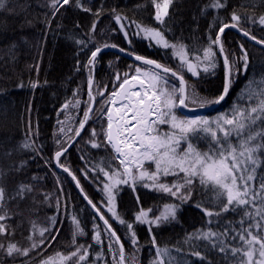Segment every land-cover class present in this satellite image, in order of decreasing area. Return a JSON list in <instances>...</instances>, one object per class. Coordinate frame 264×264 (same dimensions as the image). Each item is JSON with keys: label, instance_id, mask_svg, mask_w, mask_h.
<instances>
[{"label": "snow or ice", "instance_id": "6c2138e0", "mask_svg": "<svg viewBox=\"0 0 264 264\" xmlns=\"http://www.w3.org/2000/svg\"><path fill=\"white\" fill-rule=\"evenodd\" d=\"M9 3L10 0H0V10L7 9ZM179 3L181 0H147L137 4L136 12L151 9L149 22H145L129 18L117 5L106 6V0H100L98 7L96 0H45L41 5L45 11L37 19L26 20L21 25L23 29L43 24L42 35L46 40L56 17H63L68 8L91 15V27L86 32L79 31L82 28L79 21L68 32V39L78 48L77 57L81 53L87 56L86 63L77 58L76 72L81 68L88 70V100L79 98L81 89L77 88L56 109L57 121L52 134L55 150L46 159L45 146L38 142V120L33 128L31 101L25 108L27 119L21 116V139L14 144L10 137L0 142V264L4 258L19 259L21 264H89L90 260L98 264L104 257L105 238L112 264H138L137 225H147L151 247L155 249L149 264H264V64L257 78L245 43L227 38L228 31H235L246 41L264 47V38L258 39L253 34L257 27L264 33V0H245L238 8L232 5V0L198 3L186 27L192 33L199 32L202 20L207 22V27L201 37H191L200 41L195 46L185 43V27H182L185 21L177 9ZM221 12L227 15L222 16ZM104 16L110 18L106 28L111 32L106 35V29H100L99 36L105 37L101 42L97 28ZM113 21L115 27L111 26ZM63 27L62 22L56 24L57 30ZM178 28L180 35H176ZM113 34H122L124 44L109 42ZM20 39L29 43L27 37ZM137 39L147 41L149 49L163 50L161 59H170L177 66L173 68L140 54L133 48ZM17 47L15 41L9 46L13 63L16 57L12 53ZM36 47L42 59L43 43L37 41ZM105 49L118 50L116 61H108L109 68L116 67L119 54L133 58L127 71H115L109 81L111 91L108 83L101 87L94 73ZM221 60L223 74L214 94L202 95L186 79L187 74L197 80L201 79V73L215 76ZM33 68L37 77L30 76L27 82L20 78L16 88L31 90L34 94L38 88L49 85L47 80L41 84L38 78L40 63L28 66L29 71ZM250 69L253 75L238 93L230 111L215 116L181 113V109L195 111L221 104L233 89L236 77H247ZM5 91L0 88V93ZM81 108L82 117L72 114ZM4 112L7 113V107ZM96 121L99 124L89 130L87 126ZM201 137H210L204 150L195 143ZM73 147L85 162L79 173L85 180L91 178L98 184L102 196L99 202L88 196L71 166L61 162ZM101 149L111 154L100 157L89 167L91 150ZM37 158L43 161L45 175L21 178L28 171L29 161ZM54 169H61L75 182L83 200L93 210L91 240L95 243L78 244L77 238L86 233L78 216L71 214L72 250L66 253L57 250L48 255L45 246L56 242L62 230L56 227L63 223L59 215L61 198L68 199L60 175ZM49 172L55 179V197L53 191L40 187ZM125 188L130 190L135 205L131 219L126 218L127 210L122 214L118 208V199ZM141 189L160 194L167 202L145 208ZM29 198V216L38 214L42 206L51 208L53 199L56 214L46 217V226L30 219L27 234L21 233L24 240L21 243L15 237L23 220L15 226L8 221L24 216L19 204ZM189 209L201 214L200 226L186 231L176 244L161 246L156 230L181 224ZM229 214L238 215L239 219H226ZM68 215L65 205V216ZM97 220L103 223V231ZM110 221L126 228L125 239L134 249L130 258ZM96 246L100 251L93 258Z\"/></svg>", "mask_w": 264, "mask_h": 264}, {"label": "trees", "instance_id": "16d2710c", "mask_svg": "<svg viewBox=\"0 0 264 264\" xmlns=\"http://www.w3.org/2000/svg\"><path fill=\"white\" fill-rule=\"evenodd\" d=\"M100 0H96V6H99ZM208 0H181V3L177 4V9L180 10V14L184 17L185 27L184 37L185 43L190 46H195L200 43L199 40H193L191 37L195 35L196 37H201L204 30L207 27V22L202 20L200 31L192 33L190 27L186 25L190 24L191 16L194 11H196L197 4L206 3ZM245 0H232V5L237 8ZM45 3V0H10L7 9L0 10V88H4L6 91L0 93V142L7 138H11V142L14 144L16 141L20 140L23 135V127L21 126L20 120L23 115L24 119H27V114L25 112L26 105L31 101L32 103V123L35 129L37 120L39 121V131L40 140L39 143L44 144L43 155L45 159L55 150L53 145L52 134L56 126L57 112L56 109L60 108V105L65 99L72 97L73 90L80 88L79 98L83 101L87 100V77L88 70L81 68L80 72H76V60L79 58L82 62H87V56L81 55L77 57L78 48L74 41L68 39V32L74 28L77 21L82 24V28L79 30L81 32H86L91 27L92 17L90 14H84L83 12L77 11L74 8H68V11L61 16H57L56 20L52 24V31L48 33L45 40L42 35L44 31V25L36 23L35 27H24L21 28L22 24H25L26 20L37 19L45 9L41 7ZM147 3V0H106V6L111 7L117 5L119 9L124 10L129 18L135 17L138 20L143 19L145 22L148 21V12L151 11L149 8L145 12L134 11L137 4ZM27 4V8H21L20 5ZM232 8L228 9L231 12ZM222 16L227 15V13L221 12ZM110 18L104 16L99 22L97 33L98 40L104 41L105 37L99 36L100 29H106V35L111 32L110 28H106L109 25ZM62 22L64 27L62 30H57L56 24ZM112 27H115L114 21L112 22ZM253 34L257 36L258 39L264 38V33H262L259 28L253 29ZM176 35H180V29L176 30ZM27 37L29 43L25 44L21 41L20 37ZM227 38L230 41H241L245 43V46L249 50L250 59L252 61V67L256 71V76L259 78L260 70L262 64H264V47L256 45L250 41H246L242 36H239L235 31H228ZM15 41L18 45L12 55L16 57L15 63L10 60L9 46ZM37 41L43 43V56L41 59L38 48L36 47ZM109 42L124 44L121 35H112V39ZM206 42V41H205ZM235 47V44L231 45ZM133 48L137 50L140 54L147 55L150 58L161 60L162 63H168L171 67L175 68L176 62L169 60H162L161 57L164 55L163 50H158L156 48L149 49L147 47V41H142L137 39L134 41ZM116 52L104 51L102 60L96 65L94 69L95 78L100 82L101 87L105 83H108V87L111 86L109 82L114 76L116 70L121 73L128 70V65L133 63L126 57L120 56L116 67L109 68L108 61H116ZM170 57V53H168ZM164 61V62H163ZM40 63V69L38 78L43 84L45 80L49 82V85L38 88L35 93L31 90L18 89L15 84L20 78L25 82L28 81L29 77H37V72L33 68L29 71L28 66L35 63ZM222 60L220 67L216 70L215 76L211 74L201 73V79L191 77L187 74L186 79H189L190 83L196 85L197 90L201 92L202 95L211 96L214 94L220 79L222 78ZM253 75L252 69L249 70L248 76L243 75L236 77V83L231 90L229 96L225 98L221 104L215 107L213 110L203 113L201 115L215 116L220 112H228L231 110L233 102L236 100L238 93L245 87L247 79L251 78ZM55 93V95H53ZM7 107V113L4 112V108ZM74 111V110H73ZM76 112V111H75ZM77 115L82 117L83 110L76 112ZM60 119H63L61 115ZM99 121L95 124L90 123L87 127L90 130L93 126H97ZM85 138L87 137V132L84 133ZM210 142V137H201L195 143L204 150L207 148ZM82 144L83 142L80 141ZM86 151H88L86 149ZM109 152H105L103 149L91 150L89 159V167L93 162L98 160L100 157L110 155ZM27 159V157H25ZM7 163V161H4ZM62 163H66L71 166V169L76 172L78 178L80 179L81 185L84 188L88 196L93 199L94 202H99L102 198L101 192L98 190V184L92 182L91 178L85 180L83 176L79 173L78 169L85 166V162L80 159V153L77 151L76 147L71 148L67 156L63 158ZM59 175L63 182V189L65 200L61 198V207L59 215L63 220L62 225L57 224V228H61L59 233V239L54 242L50 247L45 246L46 254L51 255L52 252L57 250L67 251L72 250L71 248V225H70V215L76 214L81 221L82 227L85 229V236H80L77 238L78 244L88 245L90 243L94 244L91 240L92 233V223H93V211L83 200L82 196L75 187L74 182L66 173H63L61 169H54ZM33 174H38L40 176L45 175V170L43 166V161L38 158L35 161L30 160L28 165V171L24 177L27 178ZM102 179V177H101ZM42 188H46L49 191H53L55 197V179L49 172L47 174V179L43 181L40 185ZM140 196L145 208L154 207L157 205H162L167 202L160 194L150 192L146 189L140 190ZM42 199V197H38ZM65 205L67 209L68 217L65 216ZM31 206V198L27 201H23L19 204V208L24 211V216H17L14 219L8 221L9 224L15 226L23 220L22 227L17 228L16 239L21 243H24L23 236L27 234V230L30 227L28 221L30 219L36 220L37 224L40 226H46L45 221L47 216L56 214L55 199H53V206L51 208L47 206H42L38 214L34 216H29L27 209ZM9 207H14L9 205ZM119 211L123 214L127 210V217L131 219L132 212L135 210L134 201L131 197L130 190L125 188L118 199ZM226 219H239L238 215L229 214ZM112 222V221H110ZM202 222L201 214L195 209H189L185 213V218L181 221V224L169 225L162 229H157L155 232L158 243L163 246L164 244L174 245L177 241L183 239L185 232L193 231L194 227H199ZM99 223L101 231H103L102 225ZM113 223V228L116 229L117 234L121 236L122 242L126 250L127 256L130 258L134 252L131 242L125 239L126 228L122 227L115 222ZM137 236L139 239V251L135 253L137 257L138 264H149V261L154 257L155 249L151 247L150 236L148 235L147 225H137L135 228ZM55 234V233H54ZM100 251L99 246L93 249L92 256L95 257V253ZM36 254L33 253V256ZM2 258V254H0ZM3 264H21L19 259L13 260L4 258ZM92 264V261H89ZM98 264H112V256L107 252V239L104 240V257L98 262Z\"/></svg>", "mask_w": 264, "mask_h": 264}, {"label": "water", "instance_id": "95a60500", "mask_svg": "<svg viewBox=\"0 0 264 264\" xmlns=\"http://www.w3.org/2000/svg\"><path fill=\"white\" fill-rule=\"evenodd\" d=\"M250 42H252V41H250ZM252 43H254V44H256L255 42H252ZM257 45V44H256ZM104 51H112V52H116V53H118V50H114V49H105ZM119 55H122V56H124V57H126V58H128V59H130V60H132L133 61V58H131V57H128V56H126V55H124V54H119ZM217 105H214V106H212L211 108H208V109H199V110H195V111H190L189 109H181V111L184 113V114H189V115H192V114H198V113H203V112H207V111H209V110H212L214 107H216ZM75 183V182H74ZM79 190V189H78Z\"/></svg>", "mask_w": 264, "mask_h": 264}, {"label": "rangeland", "instance_id": "374dc122", "mask_svg": "<svg viewBox=\"0 0 264 264\" xmlns=\"http://www.w3.org/2000/svg\"><path fill=\"white\" fill-rule=\"evenodd\" d=\"M164 62V61H163ZM165 63V62H164ZM112 85L110 86V87H108V91H111L112 90ZM87 88H88V86H87ZM94 90H95V86H94ZM86 93H87V90H86ZM88 98V97H87ZM88 100V99H87ZM87 100H85V101H87ZM97 107H99V104L97 103V105H96ZM72 114L75 116V115H77V113L75 112V110L74 111H72ZM195 115H199V114H195ZM98 122V121H97ZM77 124H78V121H77ZM119 208V207H118ZM117 224V223H116ZM91 228H92V226H91ZM103 228V227H102ZM123 243V242H122Z\"/></svg>", "mask_w": 264, "mask_h": 264}]
</instances>
